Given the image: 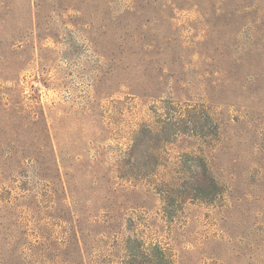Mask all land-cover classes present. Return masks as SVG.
<instances>
[{"label": "rangeland", "instance_id": "obj_1", "mask_svg": "<svg viewBox=\"0 0 264 264\" xmlns=\"http://www.w3.org/2000/svg\"><path fill=\"white\" fill-rule=\"evenodd\" d=\"M131 253L264 264V0H0V264Z\"/></svg>", "mask_w": 264, "mask_h": 264}, {"label": "trees", "instance_id": "obj_2", "mask_svg": "<svg viewBox=\"0 0 264 264\" xmlns=\"http://www.w3.org/2000/svg\"><path fill=\"white\" fill-rule=\"evenodd\" d=\"M176 135L179 133L178 131L175 132ZM151 129L146 127H140L133 135L131 140V145L128 149V152L126 153L127 160H121L118 163V168H128L136 170L134 171L135 175L132 176H143L146 179L153 178L156 175L157 169L161 166H163V163H161V160L163 159L160 156V153L152 146L151 144ZM143 146V151H140V148ZM140 151V152H139ZM195 171H193V174H191L189 171L184 173V179L186 174V179H190L189 183H197V175L198 172H204L207 173V170L201 167V165H196ZM137 172V173H135ZM209 181L211 185H215L214 179L209 175ZM137 178V177H136ZM158 254L160 256H164V253L162 251H159ZM130 262H127L128 264H136V258L138 255H133L131 253L130 255Z\"/></svg>", "mask_w": 264, "mask_h": 264}]
</instances>
